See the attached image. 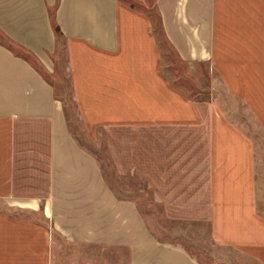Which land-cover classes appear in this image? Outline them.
I'll list each match as a JSON object with an SVG mask.
<instances>
[{
	"label": "crops",
	"instance_id": "obj_1",
	"mask_svg": "<svg viewBox=\"0 0 264 264\" xmlns=\"http://www.w3.org/2000/svg\"><path fill=\"white\" fill-rule=\"evenodd\" d=\"M0 30L50 75L63 45L83 129L108 131L111 169L72 131L53 81L0 42V264H95L91 249L202 264L152 232L142 192L209 223L241 264H264L259 145L240 121L264 133V0H0ZM162 41L207 68L208 96L171 79Z\"/></svg>",
	"mask_w": 264,
	"mask_h": 264
},
{
	"label": "rangeland",
	"instance_id": "obj_2",
	"mask_svg": "<svg viewBox=\"0 0 264 264\" xmlns=\"http://www.w3.org/2000/svg\"><path fill=\"white\" fill-rule=\"evenodd\" d=\"M150 10L153 11L152 8ZM157 20L158 19L156 17V21ZM162 42V46L165 51L164 68L171 79L192 96L197 98L208 96L210 92L211 80L207 68H189L185 63L179 60L177 55L167 45L166 41ZM56 56V73L51 75L49 73L45 74L53 81L58 94L63 98L66 104L67 117L72 131L86 147L94 150L98 154L105 174L111 176V169L108 167L106 152V139L108 131L106 129H102L98 137L93 138V140L83 129V123L79 117L78 110L72 98L73 93L68 70V59L66 54L63 52V45H61V52L59 51ZM240 121L241 124H243V126L254 135L255 140L259 145V155L261 157L260 209L264 212V133L261 129H258L256 124L250 122L247 117H241ZM112 181L122 192L131 193L133 188L138 187V184L135 185L131 182L124 183V181H118L115 179ZM146 193L148 194L149 190L146 191ZM141 195L142 196H138V193H136L135 197L139 199L141 203L144 201V204L147 203L146 201H149V205H147V209L149 211L144 214L152 232H154L158 238L181 245L202 264H241L234 253L214 244L210 235L209 223L171 216L166 211H162L160 209L156 210L158 207L153 205L154 201L151 196L147 195L146 197L144 192H142ZM142 206L146 207L145 205ZM66 251L67 249L64 248V252ZM109 251V249H106L104 251L99 250L92 252L91 249L90 252L92 254V259L94 258L95 260H98L95 264H127V260L125 258L119 259L118 257H113L109 254ZM68 252L70 253L69 249ZM121 255L126 256V252L124 253L121 251ZM56 256L57 253L55 258ZM68 262H70V264H76L73 260Z\"/></svg>",
	"mask_w": 264,
	"mask_h": 264
},
{
	"label": "trees",
	"instance_id": "obj_3",
	"mask_svg": "<svg viewBox=\"0 0 264 264\" xmlns=\"http://www.w3.org/2000/svg\"><path fill=\"white\" fill-rule=\"evenodd\" d=\"M51 19H52V23H53V27H54L56 36H57V38H60L63 35V33H62L59 25L55 21L54 13H51ZM157 19L158 20L156 21V27L155 28H157V30L160 31V27H161L160 16H158ZM0 42L6 44L9 48H11L16 53L28 58L29 60H31L33 63H35L37 68H39V70H41V72H43L44 74L46 73L45 68L41 65L39 60L30 51L26 50L24 47H22L21 45H19L18 43H16L15 41L10 39L9 37H7L5 35V33H3L1 30H0Z\"/></svg>",
	"mask_w": 264,
	"mask_h": 264
}]
</instances>
